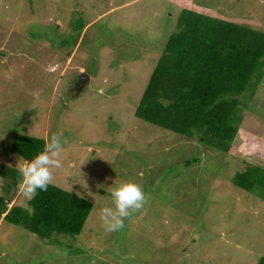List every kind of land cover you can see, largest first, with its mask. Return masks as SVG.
Masks as SVG:
<instances>
[{
    "label": "rangeland",
    "instance_id": "rangeland-1",
    "mask_svg": "<svg viewBox=\"0 0 264 264\" xmlns=\"http://www.w3.org/2000/svg\"><path fill=\"white\" fill-rule=\"evenodd\" d=\"M184 8L264 32V0H0V168L24 162L11 149L15 135L46 143L62 133L63 167L51 185L93 206L81 233L56 246L0 218V264L264 258V193L231 181L245 164L264 168V68L240 97L233 154L181 140L134 114ZM83 72L88 83L74 89ZM126 180L140 184L148 201L122 230L107 232L100 212L113 206L111 188ZM3 181L8 208L28 207L18 187L3 192Z\"/></svg>",
    "mask_w": 264,
    "mask_h": 264
},
{
    "label": "trees",
    "instance_id": "trees-1",
    "mask_svg": "<svg viewBox=\"0 0 264 264\" xmlns=\"http://www.w3.org/2000/svg\"><path fill=\"white\" fill-rule=\"evenodd\" d=\"M263 68L264 32L184 8L177 18V31L167 39L134 114L181 140H198L208 149L233 154L242 122L240 97ZM250 90L253 93L255 87ZM45 144L42 138L17 134L11 149L30 161ZM246 144L244 151L248 152ZM198 160L188 159L184 166ZM0 177L6 194L16 190L21 179L18 171L8 166L0 168ZM231 181L245 192L264 193V168L245 164ZM29 207L34 209L32 214ZM92 207L91 202L51 184L47 191H38L25 208L14 204L8 208L0 196L3 221L55 246L65 243L63 236L81 233ZM258 264H264V258Z\"/></svg>",
    "mask_w": 264,
    "mask_h": 264
},
{
    "label": "clouds",
    "instance_id": "clouds-1",
    "mask_svg": "<svg viewBox=\"0 0 264 264\" xmlns=\"http://www.w3.org/2000/svg\"><path fill=\"white\" fill-rule=\"evenodd\" d=\"M65 144L67 139L62 133L52 134L41 152L30 161L19 163L17 171L21 179L18 190L25 201L33 200L38 191H47L53 183L55 171L63 167ZM110 197L113 206H106L100 212V220L107 232L122 230L125 221L141 211L149 198L142 186L131 180L112 187ZM27 211L32 214L34 209L29 207Z\"/></svg>",
    "mask_w": 264,
    "mask_h": 264
},
{
    "label": "water",
    "instance_id": "water-1",
    "mask_svg": "<svg viewBox=\"0 0 264 264\" xmlns=\"http://www.w3.org/2000/svg\"><path fill=\"white\" fill-rule=\"evenodd\" d=\"M89 81V77L83 72L78 81L74 84V89H82Z\"/></svg>",
    "mask_w": 264,
    "mask_h": 264
}]
</instances>
